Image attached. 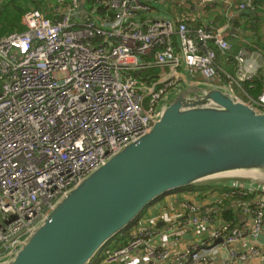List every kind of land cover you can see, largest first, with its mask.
Wrapping results in <instances>:
<instances>
[{"label": "built area", "instance_id": "2783aa9c", "mask_svg": "<svg viewBox=\"0 0 264 264\" xmlns=\"http://www.w3.org/2000/svg\"><path fill=\"white\" fill-rule=\"evenodd\" d=\"M87 1L56 0L57 19L27 11L24 30L0 38V261L67 192L148 132L160 104L187 82L232 93L264 113V88L253 100L241 87L264 71V51L226 59L236 63L233 73L218 64L231 51L228 23L219 28L198 16H154L145 0H93L90 9ZM254 1L243 0L238 9L253 11ZM155 67L160 72L150 71ZM144 70L148 77L139 75ZM221 188L209 195H216L219 207L237 200L235 224L216 225V215L184 202L187 222L163 232L132 229L124 247L105 251L103 264L156 241L153 262L128 264H212L222 252L231 261L261 257L264 182L230 179ZM189 231H207L209 240L179 252L168 247ZM241 241V248L228 250Z\"/></svg>", "mask_w": 264, "mask_h": 264}, {"label": "water", "instance_id": "95a60500", "mask_svg": "<svg viewBox=\"0 0 264 264\" xmlns=\"http://www.w3.org/2000/svg\"><path fill=\"white\" fill-rule=\"evenodd\" d=\"M159 109L148 132L67 192L0 264H90L168 193L230 179L264 182V113L191 82Z\"/></svg>", "mask_w": 264, "mask_h": 264}, {"label": "crops", "instance_id": "0c3cea01", "mask_svg": "<svg viewBox=\"0 0 264 264\" xmlns=\"http://www.w3.org/2000/svg\"><path fill=\"white\" fill-rule=\"evenodd\" d=\"M154 8V16L158 17H174L176 20L195 19L197 16L214 27L221 28L225 23L230 26L231 37H227V41L231 45V51L226 57L218 58V64L221 69L232 72L233 65L226 60L231 61L240 51L253 50L257 48L264 51V0L254 1V10L241 11L238 5L243 0H214L211 4H202L199 0H145ZM175 2V3H174ZM42 2H40L41 4ZM230 56V57H229ZM212 184V186H208ZM225 181L210 182L190 189H182L173 191L164 195L162 198L154 202L140 218L142 220L141 227L145 229L154 228L159 232L166 231L169 224L176 226L187 222L189 213L182 207V203L191 202L200 207L203 213L217 216L216 225L225 221L223 210L230 208L234 216L233 221L237 220L236 202L237 200L230 199L222 203L219 207L216 205L215 196H210L209 191H220L221 186ZM205 186V187H204ZM227 222V221H225ZM136 228V227H135ZM138 229V228H136ZM209 240L207 231H189L186 234L175 237V240L169 241L168 247L175 249V252L184 250L185 248L196 245L202 241ZM246 241H241L232 245L228 250L241 248ZM156 241L150 246H142L137 250L132 251L127 257L114 264H128L132 262H153L152 251L159 246ZM206 249V248H205ZM208 249V248H207ZM102 260V259H101ZM99 264H103L99 263ZM212 264H264V251L261 257H251L246 261H230L226 252L218 255Z\"/></svg>", "mask_w": 264, "mask_h": 264}, {"label": "trees", "instance_id": "16d2710c", "mask_svg": "<svg viewBox=\"0 0 264 264\" xmlns=\"http://www.w3.org/2000/svg\"><path fill=\"white\" fill-rule=\"evenodd\" d=\"M40 2L42 3L40 4ZM57 5L58 4L56 0H0V16H2V24L4 25L0 28V38L12 32H22L24 28L21 25V17L24 13L30 10H38L47 18L57 19V17H55L53 13V9ZM65 5L67 4H64V6ZM91 5L95 6V2L93 0H88L85 4V8L90 9ZM98 10L99 15H102L104 13V8L99 7ZM155 49L157 50L159 48L156 47ZM147 61H150V58H147ZM235 66L236 63L233 65V68ZM160 70L161 69L157 67L150 69V71L155 74L160 72ZM138 73L141 77H148V70L140 71ZM221 76L223 75L221 74ZM223 81L225 80L223 79ZM241 87L245 95L255 100L264 88V71L259 70L257 75L250 82L241 84ZM239 96L242 100H246V97L244 95ZM208 186H212V184H208ZM223 216L225 218V221L232 224L236 223V221H233L234 216L230 208H226L225 210H223ZM139 220L132 223L128 227V229H126L123 233H121V235L113 239L112 242L110 241L106 249L115 250L124 247L129 240L128 234L130 229H134L135 227L138 228L141 226V223H138ZM104 257L105 255H103L102 258L104 259Z\"/></svg>", "mask_w": 264, "mask_h": 264}, {"label": "clouds", "instance_id": "9594fccd", "mask_svg": "<svg viewBox=\"0 0 264 264\" xmlns=\"http://www.w3.org/2000/svg\"><path fill=\"white\" fill-rule=\"evenodd\" d=\"M130 230H132V229H130ZM124 232V231H123ZM122 232V233H123ZM129 233H130V231H129ZM121 235V234H120ZM128 237H129V234H128ZM113 241V240H112ZM111 241V242H112ZM107 247V246H106ZM106 247L104 248V249H102L98 254H97V256L93 259V262L92 263H90V264H99V263H101L102 261H103V255H105V251H107L108 249H106ZM101 258H102V260H101Z\"/></svg>", "mask_w": 264, "mask_h": 264}, {"label": "rangeland", "instance_id": "374dc122", "mask_svg": "<svg viewBox=\"0 0 264 264\" xmlns=\"http://www.w3.org/2000/svg\"><path fill=\"white\" fill-rule=\"evenodd\" d=\"M2 26H4L3 24H2V16H0V28L2 27ZM237 96L238 97H240L239 96V93L237 94ZM142 222V220L140 221V222H138V223H141ZM142 224V223H141ZM171 228H172V226H171ZM134 230H136V228H134ZM172 239H175V238H172ZM231 261V260H230ZM232 262V261H231Z\"/></svg>", "mask_w": 264, "mask_h": 264}, {"label": "bare ground", "instance_id": "6f19581e", "mask_svg": "<svg viewBox=\"0 0 264 264\" xmlns=\"http://www.w3.org/2000/svg\"><path fill=\"white\" fill-rule=\"evenodd\" d=\"M184 189H186V188H184ZM118 236H119V235H118ZM108 244H109V243H108ZM108 244H107V245H108ZM107 245H106V246H107ZM106 246H105V247H106ZM105 247H104V248H105ZM104 248H103V249H104Z\"/></svg>", "mask_w": 264, "mask_h": 264}]
</instances>
